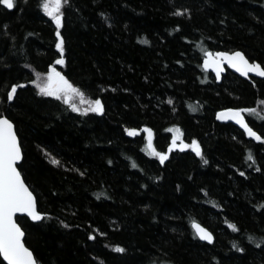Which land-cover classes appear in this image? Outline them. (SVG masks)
I'll return each instance as SVG.
<instances>
[{
    "label": "trees",
    "instance_id": "1",
    "mask_svg": "<svg viewBox=\"0 0 264 264\" xmlns=\"http://www.w3.org/2000/svg\"><path fill=\"white\" fill-rule=\"evenodd\" d=\"M40 3L0 5V115L15 124L19 170L47 214L18 218L39 264H264V140L216 117L252 109L243 114L264 136V79L227 69L218 83L202 64L207 51L242 50L264 67V0H70L62 66ZM49 65L104 111L42 94ZM176 126L181 147L169 150ZM193 138L203 159L183 147Z\"/></svg>",
    "mask_w": 264,
    "mask_h": 264
},
{
    "label": "snow or ice",
    "instance_id": "2",
    "mask_svg": "<svg viewBox=\"0 0 264 264\" xmlns=\"http://www.w3.org/2000/svg\"><path fill=\"white\" fill-rule=\"evenodd\" d=\"M70 3V0H41L40 7L43 11L52 18L56 26L55 35L58 38L56 42V48L60 51V58L56 60V64H64L63 53L65 50V40L61 33V27L65 16L63 9L64 5ZM0 5H6L8 9L14 7V0H0ZM189 10L185 9L184 12ZM177 14H183L180 9H177ZM104 16V13H101ZM146 42V41H145ZM219 60L205 59L204 66H214L216 68L217 78L221 71V64L224 60L238 70H247L259 73L260 76H264V67L260 63L249 62L248 57L242 50H235L231 52H219L216 54ZM206 56H211V53H206ZM49 71L43 74L46 79L43 82L38 83L33 80V84H37L40 92L47 96L58 97L64 100L65 103H71V107L77 112H97L102 113L104 111V105L102 100L97 97L95 99H85V92L75 85L67 76L58 71L56 67L49 65ZM17 85L11 86V91L8 92V99L13 98V94L16 92ZM79 98L80 106L77 105L75 99ZM171 103V101H169ZM87 105V106H84ZM254 111L252 109L242 108H225L217 113V116L221 119H228V114H231V118L237 120L246 130L249 136L254 137L256 140H264V136H261L257 131H254L248 123L245 122L242 113ZM148 132L147 147L151 149L150 154L156 155L160 158V162L163 163L168 156L167 152L157 151L152 143V129L146 128ZM130 135H135L138 131L137 128H126ZM177 136L172 138V143L169 144V150L172 148H179L181 144H177V139L180 138V129L176 126ZM183 147H194L196 155L201 156L203 154L199 145V142L193 138L191 143H183ZM251 153L249 159H252ZM21 160V145L17 138L16 131L14 129L13 121L7 115H0V256H3L4 260L8 264H39L38 259L34 256L33 250L27 247L22 239L25 236V229L17 222V213H26L33 221L40 220L47 214L37 210L36 197L33 191L30 190L29 185L25 183L21 176V171L17 167V161ZM207 163V160H204ZM53 164L59 163L55 158L52 159ZM243 175V173H242ZM159 179V177H157ZM63 223V221H61ZM194 227L198 230L202 239L212 241L213 235L207 228H203L200 224L193 222ZM234 227V226H233ZM252 239V237H249ZM264 240V237L261 238ZM119 251L123 252L124 249L116 246ZM234 248H239L237 242H233ZM240 251H244L243 248H239Z\"/></svg>",
    "mask_w": 264,
    "mask_h": 264
},
{
    "label": "water",
    "instance_id": "3",
    "mask_svg": "<svg viewBox=\"0 0 264 264\" xmlns=\"http://www.w3.org/2000/svg\"><path fill=\"white\" fill-rule=\"evenodd\" d=\"M219 52H229V51H208V52H206V53H211V56H206V53H205V57H204V60H203V66H204V63H205V59H209V60H219V57L216 55V54L219 53ZM246 57H247V56H246ZM249 62L252 63L253 61L249 60ZM256 63H258V62H256ZM52 66H53V67H56V69L59 71V69L57 68V66H55V65H52ZM204 68H205L208 72H210V73H212V74L214 75V77L216 78V81H217L218 83H221V82H222L223 76L225 75L227 69H229V70L232 71L233 73L239 75L241 78H248L249 76L252 75V76H254V77L264 79V76H260L259 73H258V71H257V72H252V71H250V70H247V74H245V71H241V70H238L237 68H233V67L227 62V60H224L223 63L221 64V71H220V74H219V78H217L216 68H215L214 66H210V67H205V66H204ZM49 70H50V69H49ZM221 111H222V110H221ZM219 112H220V111H219ZM242 115H243V117H244L245 122L248 123L243 113H242ZM228 116H229V118H228V119H224V120H221L218 116H216V117H217V119L220 120V121H227V122H231V123H233L236 127H238L240 130H242V131L247 135L248 138L253 139L254 141H258V140H256L254 137L249 136V135L247 134L246 130L244 129V127H243V126H242L237 120H234V119L231 118V114H228ZM13 124H14V123H13ZM249 126H250V125H249ZM250 127H251V126H250ZM14 129H15V131H16L15 124H14ZM253 130H254V129H253ZM254 131H255V130H254ZM16 134H17V132H16ZM17 138H18V140H19V142H20V139H19V137H18V134H17ZM20 145H21V143H20ZM22 160H23V151H22V147H21V160L17 161V167H18V169H19V165L21 164ZM21 176H22V174H21ZM22 178H23V176H22ZM23 179H24V178H23ZM24 181H25V180H24ZM25 183H26V182H25ZM26 184H27V183H26ZM29 188H30V187H29ZM30 190H31V189H30ZM33 194H34V193H33ZM34 196H35V194H34ZM35 197H36V196H35ZM36 202H37V198H36ZM37 210H38V205H37ZM38 211H39V210H38ZM16 217H17V218H19V217H27L28 219H30V220H31L32 222H34V223H38V222H40V221L43 220V217H42L40 220L33 221V220L31 219V217H29L26 213H17V214H16ZM17 222H18V219H17ZM18 223H19V222H18ZM198 224H199V223H198ZM200 225H201V224H200ZM201 226H202L203 228H206V227L203 226V225H201ZM193 228H194V230H195L197 236L201 239V241H203V242H205V243H208V244H212V243H214V240H215L214 234H213L208 228H207L208 231H210V232L212 233V235H213V239H212V241H207V240L202 239L201 235L199 234L198 230L194 227V225H193ZM25 236H26V234H25ZM25 236H24L22 239L24 240V243H25V245H26V242H25ZM26 246H27V245H26ZM27 247H28V246H27ZM33 254H34V253H33ZM34 256H35V255H34ZM1 258L3 259V261H4L6 264H8V262H7L6 260H4L3 256H1Z\"/></svg>",
    "mask_w": 264,
    "mask_h": 264
},
{
    "label": "rangeland",
    "instance_id": "4",
    "mask_svg": "<svg viewBox=\"0 0 264 264\" xmlns=\"http://www.w3.org/2000/svg\"><path fill=\"white\" fill-rule=\"evenodd\" d=\"M58 65H61V66H62L63 64H58ZM58 69H59L60 72H62V70L60 69V67H59ZM45 79H46V78H44V80H45ZM85 99H86V98H85ZM75 102L77 103L78 106H80L79 98H76V99H75ZM84 106H87V105H84ZM177 135H178V133L175 134V136H177Z\"/></svg>",
    "mask_w": 264,
    "mask_h": 264
},
{
    "label": "bare ground",
    "instance_id": "5",
    "mask_svg": "<svg viewBox=\"0 0 264 264\" xmlns=\"http://www.w3.org/2000/svg\"><path fill=\"white\" fill-rule=\"evenodd\" d=\"M207 52H208V51H207ZM205 53H206V52H205ZM205 53H204V57H205ZM204 57H203V60H204ZM203 60H202V64H203ZM253 62H254V61H253ZM203 67H204V66H203ZM57 68H58V67H57ZM204 69H205V68H204ZM205 70H206V69H205ZM206 71H207V70H206ZM236 75H237V74H236ZM238 76H239V75H238ZM249 77H254V76L251 75V76H249ZM249 77H248V78H249ZM256 78H257V77H256ZM215 79H216V78H215ZM244 79H247V78H244Z\"/></svg>",
    "mask_w": 264,
    "mask_h": 264
}]
</instances>
